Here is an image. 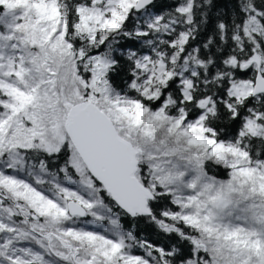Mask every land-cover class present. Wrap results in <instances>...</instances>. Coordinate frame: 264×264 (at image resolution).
I'll list each match as a JSON object with an SVG mask.
<instances>
[{"label":"snow or ice","instance_id":"snow-or-ice-1","mask_svg":"<svg viewBox=\"0 0 264 264\" xmlns=\"http://www.w3.org/2000/svg\"><path fill=\"white\" fill-rule=\"evenodd\" d=\"M0 264H264V0H0Z\"/></svg>","mask_w":264,"mask_h":264},{"label":"trees","instance_id":"trees-1","mask_svg":"<svg viewBox=\"0 0 264 264\" xmlns=\"http://www.w3.org/2000/svg\"><path fill=\"white\" fill-rule=\"evenodd\" d=\"M166 2V0H160V3L161 4H163V3H165Z\"/></svg>","mask_w":264,"mask_h":264}]
</instances>
